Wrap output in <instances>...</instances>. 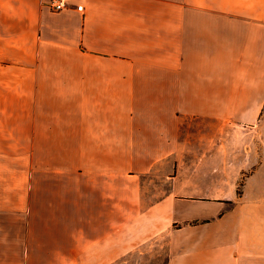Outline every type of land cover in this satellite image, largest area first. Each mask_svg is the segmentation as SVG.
<instances>
[{
  "label": "crops",
  "instance_id": "crops-1",
  "mask_svg": "<svg viewBox=\"0 0 264 264\" xmlns=\"http://www.w3.org/2000/svg\"><path fill=\"white\" fill-rule=\"evenodd\" d=\"M66 1L0 0V264H264V0Z\"/></svg>",
  "mask_w": 264,
  "mask_h": 264
},
{
  "label": "rangeland",
  "instance_id": "rangeland-1",
  "mask_svg": "<svg viewBox=\"0 0 264 264\" xmlns=\"http://www.w3.org/2000/svg\"><path fill=\"white\" fill-rule=\"evenodd\" d=\"M51 5V4H50ZM52 6V5H51ZM55 9V8H54ZM57 10V9H56ZM61 10V9H60ZM259 130H257L258 132ZM260 143L261 141H257ZM242 157H240V162ZM250 172L242 174L240 177V189L246 178V175ZM235 174H229L230 177H234ZM169 259V246L168 237L166 234L160 236L155 242L144 244L134 252L128 254L126 261L118 264H166Z\"/></svg>",
  "mask_w": 264,
  "mask_h": 264
},
{
  "label": "built area",
  "instance_id": "built-area-1",
  "mask_svg": "<svg viewBox=\"0 0 264 264\" xmlns=\"http://www.w3.org/2000/svg\"><path fill=\"white\" fill-rule=\"evenodd\" d=\"M51 5L53 8L60 10L65 7H67V1L66 0H51ZM79 9H83V5L78 6Z\"/></svg>",
  "mask_w": 264,
  "mask_h": 264
}]
</instances>
